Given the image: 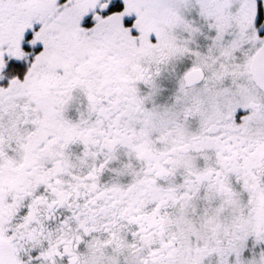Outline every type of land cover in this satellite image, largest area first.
<instances>
[{"label":"snow or ice","instance_id":"snow-or-ice-1","mask_svg":"<svg viewBox=\"0 0 264 264\" xmlns=\"http://www.w3.org/2000/svg\"><path fill=\"white\" fill-rule=\"evenodd\" d=\"M0 264H264V0H0Z\"/></svg>","mask_w":264,"mask_h":264}]
</instances>
